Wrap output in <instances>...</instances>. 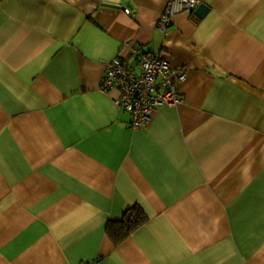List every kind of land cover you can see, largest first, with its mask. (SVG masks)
I'll use <instances>...</instances> for the list:
<instances>
[{"label":"crops","instance_id":"0c3cea01","mask_svg":"<svg viewBox=\"0 0 264 264\" xmlns=\"http://www.w3.org/2000/svg\"><path fill=\"white\" fill-rule=\"evenodd\" d=\"M200 1L163 36L167 0H0V264H264V0ZM128 46L186 72L136 131L100 89Z\"/></svg>","mask_w":264,"mask_h":264},{"label":"built area","instance_id":"2783aa9c","mask_svg":"<svg viewBox=\"0 0 264 264\" xmlns=\"http://www.w3.org/2000/svg\"><path fill=\"white\" fill-rule=\"evenodd\" d=\"M200 4V0H167L157 23L163 36L167 35L175 15L193 13ZM125 12L133 14L135 11L125 8ZM128 47V59L122 60L120 56H116L107 61L100 89L111 96L115 106L130 116L127 126L136 131L150 122L156 109L183 103L177 83L185 80L186 72L177 73L161 53L146 52L135 46Z\"/></svg>","mask_w":264,"mask_h":264},{"label":"trees","instance_id":"16d2710c","mask_svg":"<svg viewBox=\"0 0 264 264\" xmlns=\"http://www.w3.org/2000/svg\"><path fill=\"white\" fill-rule=\"evenodd\" d=\"M148 217L139 206L127 209L118 221H110L107 225V233L116 242H121L132 235V233L145 224Z\"/></svg>","mask_w":264,"mask_h":264},{"label":"water","instance_id":"95a60500","mask_svg":"<svg viewBox=\"0 0 264 264\" xmlns=\"http://www.w3.org/2000/svg\"><path fill=\"white\" fill-rule=\"evenodd\" d=\"M208 8L205 4H200L196 10H195V14L198 16V17H202L204 16V14L207 12Z\"/></svg>","mask_w":264,"mask_h":264}]
</instances>
